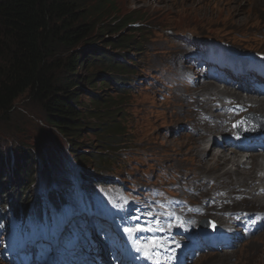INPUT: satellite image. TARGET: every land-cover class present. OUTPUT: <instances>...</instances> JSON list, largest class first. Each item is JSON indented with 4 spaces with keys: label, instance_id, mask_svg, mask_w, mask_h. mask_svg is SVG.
Here are the masks:
<instances>
[{
    "label": "rangeland",
    "instance_id": "rangeland-1",
    "mask_svg": "<svg viewBox=\"0 0 264 264\" xmlns=\"http://www.w3.org/2000/svg\"><path fill=\"white\" fill-rule=\"evenodd\" d=\"M114 1L119 10L118 17L122 18L137 11L138 18L142 19L141 23L149 28L140 34L139 51H130L137 60L136 74L128 78L131 81L130 87L135 90L127 94L122 103L124 123L131 137L129 144L122 146L119 155L108 154V159L110 156L115 157V160L113 159L115 165L110 171L98 173L95 167L88 165L84 167L85 172H91L95 177L100 175L106 180L115 179L124 190H130L134 188L133 185L138 184L157 186L165 183L168 178H174L183 186L190 183L191 178L194 180L195 177H206V180L213 182L206 185V188L202 189L203 192L215 186L226 192L238 190L242 196L248 195L250 188L260 183L263 172L260 174L256 172L264 170V167L258 166V161L262 160L251 163L250 160L256 158L254 155L242 153L238 149L210 147L207 139L198 141L194 137V133L203 131L197 113L200 108L192 104L194 96L197 95L196 102L202 104L216 96V88L209 85L190 91L177 86L174 82L179 81L181 67L190 69L184 58L198 41L208 40L214 45L226 46L250 55L264 56V0H205L201 3H196L200 0H177L175 4L169 2L158 4L154 0ZM103 23L117 22L115 17H112ZM122 35L131 34L125 31ZM93 37L91 39L93 44L104 47L102 36ZM105 49L110 51V48ZM90 73L99 74L101 71L94 68ZM98 79L100 78H95L100 82ZM170 82L174 85L170 89V96H167L162 92L167 89ZM106 89L108 90L104 92ZM97 93L105 98L109 96L111 100L118 98L119 102L120 97L116 96L114 87L98 86ZM253 98L259 100L257 97ZM258 102L264 103L263 100ZM208 108L211 111L210 106ZM251 110L246 116L254 114L256 121L264 123V108ZM188 127L192 130H188ZM202 134L212 138L205 132ZM81 142L82 145L78 147L81 154L90 156L105 152L99 149L101 142L94 135H87ZM213 143L211 141L210 145ZM24 144L34 149L36 156L43 157L50 163V181H41L40 185L32 189L31 197L42 193L44 196L48 194L51 196L56 192L63 193L64 189H71V184L79 187L80 172L75 169L71 160L67 141L46 124L41 107L27 96L19 99L5 122L0 123V159L11 158L14 155L12 153L14 148ZM206 149H212L214 153H223V156L210 160L214 153L206 156ZM200 150L205 152L202 158L199 156ZM235 159L246 160L248 165H242L237 170ZM226 172L231 173L226 175L224 174ZM261 183L264 187V180ZM88 188L95 192L124 195L122 192L116 193L119 190L115 188L98 186L97 183L88 185ZM175 191L179 195L191 197L181 189ZM192 199L197 201L196 198ZM259 209L264 211L263 198L251 199L249 196V199L230 207L229 211L255 212ZM207 218L213 219L212 216ZM228 263L264 264V229L232 252L205 253L193 264ZM0 264H4L1 259Z\"/></svg>",
    "mask_w": 264,
    "mask_h": 264
},
{
    "label": "trees",
    "instance_id": "trees-1",
    "mask_svg": "<svg viewBox=\"0 0 264 264\" xmlns=\"http://www.w3.org/2000/svg\"><path fill=\"white\" fill-rule=\"evenodd\" d=\"M118 12L114 0H0V123L23 96L37 103L46 124L67 141L85 187L113 182L84 167L110 171L114 156L131 137L122 103L133 92L128 78L137 71L130 51H139L141 35L149 28L139 12L122 18ZM112 17L117 23H103ZM125 31L131 35H122ZM93 35L102 36L104 47L91 42ZM94 68L101 73L91 74ZM98 86L114 87L119 102L98 95ZM87 135L99 138V149L105 152L81 154L78 147ZM12 153L0 159V208L35 205L39 195L31 197V191L41 181H50V163L27 144ZM108 154L114 156L108 159ZM52 199L56 206L66 200L64 194Z\"/></svg>",
    "mask_w": 264,
    "mask_h": 264
},
{
    "label": "bare ground",
    "instance_id": "bare-ground-1",
    "mask_svg": "<svg viewBox=\"0 0 264 264\" xmlns=\"http://www.w3.org/2000/svg\"><path fill=\"white\" fill-rule=\"evenodd\" d=\"M155 2H157L158 4H162V3H167V2H169L170 4H175L176 3V1L177 0H154ZM182 1H191V0H182ZM193 1H196V0H193ZM205 0H200V1H197L196 3H201V2H204ZM260 107L261 108H264V103H261V105H260ZM216 128H218V126H216ZM213 131H215V129H209V130H206V132H209V133H212ZM199 135L198 136H196L195 138H197L198 139V141H203V139H207V136H204L203 134H201V133H198ZM195 136V135H194ZM202 144V143H201ZM214 146H216V147H219L217 144H216V142H214ZM211 147H213V146H211ZM204 151V150H203ZM203 151H199L200 153H199V156L201 157L202 155H203V153H205V152H203ZM206 151V156H208L211 152H212V154L214 153L213 152V150L212 149H209V150H205ZM201 154V155H200ZM252 155H254V157H256L255 159H252L254 162H256V161H258V160H262V161H258V163H259V165L258 166H260V167H264V155H260V154H252ZM223 156V153H214L213 155H212V157L210 158V160L211 159H213L214 157H222ZM254 157H252V158H254ZM202 158V157H201ZM209 160V161H210ZM234 163H236L237 164V167H239L240 168V165L241 164H243V165H247L246 164V162H243V160H234ZM261 172H263L264 173V170H257V174H260ZM231 172H226V173H224V174H226V175H229ZM262 179H264V175H263V178ZM238 261H240L239 259H237ZM229 264V263H228Z\"/></svg>",
    "mask_w": 264,
    "mask_h": 264
},
{
    "label": "water",
    "instance_id": "water-1",
    "mask_svg": "<svg viewBox=\"0 0 264 264\" xmlns=\"http://www.w3.org/2000/svg\"><path fill=\"white\" fill-rule=\"evenodd\" d=\"M251 119L250 118H248L247 119V122L248 121H250ZM237 127V129L241 132V133H243L245 136H247V137H256V136H260L261 135V133H262V130L264 129V126H262V128L261 127H258V128H256V129H250V128H247V127H245V126H242V125H240V126H236Z\"/></svg>",
    "mask_w": 264,
    "mask_h": 264
},
{
    "label": "snow or ice",
    "instance_id": "snow-or-ice-1",
    "mask_svg": "<svg viewBox=\"0 0 264 264\" xmlns=\"http://www.w3.org/2000/svg\"><path fill=\"white\" fill-rule=\"evenodd\" d=\"M153 246H156L155 242H153Z\"/></svg>",
    "mask_w": 264,
    "mask_h": 264
}]
</instances>
